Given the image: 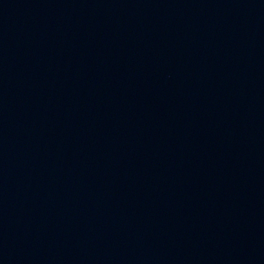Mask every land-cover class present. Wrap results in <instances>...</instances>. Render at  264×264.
<instances>
[{
	"label": "water",
	"instance_id": "95a60500",
	"mask_svg": "<svg viewBox=\"0 0 264 264\" xmlns=\"http://www.w3.org/2000/svg\"><path fill=\"white\" fill-rule=\"evenodd\" d=\"M0 264H264V0H0Z\"/></svg>",
	"mask_w": 264,
	"mask_h": 264
}]
</instances>
